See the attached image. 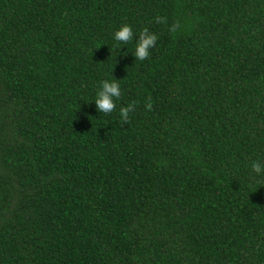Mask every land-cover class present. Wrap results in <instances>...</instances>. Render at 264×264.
<instances>
[{
	"label": "trees",
	"instance_id": "1",
	"mask_svg": "<svg viewBox=\"0 0 264 264\" xmlns=\"http://www.w3.org/2000/svg\"><path fill=\"white\" fill-rule=\"evenodd\" d=\"M256 160L264 0H0V264H264Z\"/></svg>",
	"mask_w": 264,
	"mask_h": 264
},
{
	"label": "clouds",
	"instance_id": "2",
	"mask_svg": "<svg viewBox=\"0 0 264 264\" xmlns=\"http://www.w3.org/2000/svg\"><path fill=\"white\" fill-rule=\"evenodd\" d=\"M157 23H167V19L165 17L157 16L155 18ZM180 28V22L176 21L173 23L169 31L175 34ZM134 33L133 29L130 25L124 24L120 27L119 30L114 33V40L116 45L119 44H128L133 40ZM139 39L136 41L135 50L133 52L135 61H145L149 58L150 50L156 47L158 37L149 31L147 27H145L139 33ZM111 50V49H110ZM112 52V50H111ZM121 97V89L120 84L117 79H113L111 82L105 80L100 85V90L96 94V99L94 101L97 110L104 115H109L116 109V100H119ZM135 102L122 106L119 109L120 122L122 125L129 124V114L135 110ZM145 107L147 111H151L153 109V104L151 102V98L149 97L145 101ZM251 170L256 174H261L264 172V164H262L259 160L253 161L251 163Z\"/></svg>",
	"mask_w": 264,
	"mask_h": 264
}]
</instances>
